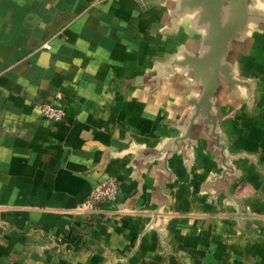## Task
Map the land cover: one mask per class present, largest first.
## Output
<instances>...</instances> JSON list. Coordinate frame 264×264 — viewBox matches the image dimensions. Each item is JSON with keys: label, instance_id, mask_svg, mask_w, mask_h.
I'll use <instances>...</instances> for the list:
<instances>
[{"label": "crops", "instance_id": "0c3cea01", "mask_svg": "<svg viewBox=\"0 0 264 264\" xmlns=\"http://www.w3.org/2000/svg\"><path fill=\"white\" fill-rule=\"evenodd\" d=\"M187 1L0 0V264H264V0L223 57L218 139L181 65L209 34ZM108 178L116 200L79 215Z\"/></svg>", "mask_w": 264, "mask_h": 264}, {"label": "water", "instance_id": "95a60500", "mask_svg": "<svg viewBox=\"0 0 264 264\" xmlns=\"http://www.w3.org/2000/svg\"><path fill=\"white\" fill-rule=\"evenodd\" d=\"M249 0H189L186 5L190 8H199V20L209 27V34L204 42L205 53L200 57L185 55L181 61L193 72V77L200 80L202 92L194 102L195 118L202 115L206 123L211 126L212 134L218 139L215 132V121L210 110L212 99L219 86L220 78L233 84L230 69L223 63V57L231 40L237 38L244 23L249 18Z\"/></svg>", "mask_w": 264, "mask_h": 264}, {"label": "built area", "instance_id": "2783aa9c", "mask_svg": "<svg viewBox=\"0 0 264 264\" xmlns=\"http://www.w3.org/2000/svg\"><path fill=\"white\" fill-rule=\"evenodd\" d=\"M49 48L48 45H45ZM61 95L57 94L56 99L60 100ZM40 118L60 122L65 119L66 112L61 106H54L50 102L40 103L36 106ZM120 190L119 182L115 178H108L97 183L89 196L77 207L76 211L79 215L93 214L104 203L114 202Z\"/></svg>", "mask_w": 264, "mask_h": 264}]
</instances>
